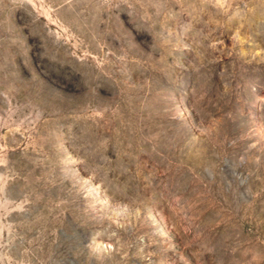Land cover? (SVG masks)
Masks as SVG:
<instances>
[{
    "label": "rangeland",
    "instance_id": "1",
    "mask_svg": "<svg viewBox=\"0 0 264 264\" xmlns=\"http://www.w3.org/2000/svg\"><path fill=\"white\" fill-rule=\"evenodd\" d=\"M0 264H264V0H0Z\"/></svg>",
    "mask_w": 264,
    "mask_h": 264
}]
</instances>
